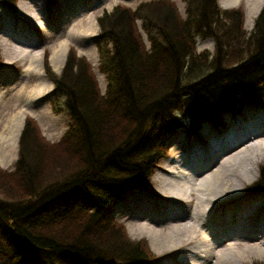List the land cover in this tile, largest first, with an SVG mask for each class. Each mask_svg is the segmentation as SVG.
Masks as SVG:
<instances>
[{
  "label": "trees",
  "instance_id": "obj_1",
  "mask_svg": "<svg viewBox=\"0 0 264 264\" xmlns=\"http://www.w3.org/2000/svg\"><path fill=\"white\" fill-rule=\"evenodd\" d=\"M182 2L184 18L169 0L134 10L116 6L98 18L94 44L103 95L90 65L73 49L60 75L45 65L54 107H60L53 110L71 122L58 142L49 143L27 118L14 171L0 168V189L8 197L0 199V264L144 261L146 245L130 241L103 216L105 209L121 192L147 187L165 153L162 139L180 127L176 112L190 116L193 130L257 102L254 90L264 82V5L247 33L238 10H221L216 0ZM200 38L213 40L212 54L196 52ZM249 189L264 192V170Z\"/></svg>",
  "mask_w": 264,
  "mask_h": 264
},
{
  "label": "rangeland",
  "instance_id": "obj_2",
  "mask_svg": "<svg viewBox=\"0 0 264 264\" xmlns=\"http://www.w3.org/2000/svg\"><path fill=\"white\" fill-rule=\"evenodd\" d=\"M140 1L143 0H60V2H62V6L65 12V18L68 23H63V19H61V25L63 28L68 25L69 31H67L68 29H64L62 31H57L56 33L54 32V30H50L48 34L51 35L53 33V35L46 39H43L41 37L39 38L34 33L30 32L27 28V24H31V22L43 23V0H13L12 4L9 5L7 3H4L3 1H0V58L2 62L7 64L12 63V65L14 66V68L12 66L9 69L0 70V137L4 136V144L6 147L10 145V149L9 147L7 148L8 155H4V153L0 149V163L2 164V167L0 166V168L7 172H13L14 166L18 160V146L17 150L14 149V138H12V141L9 140V134H12V136L15 137L14 130L13 132H10L12 129L9 127V120H11L14 115L19 116V122L21 119L19 134L21 133L25 120L27 118H32L37 122L42 136L51 143L58 142V140L69 127L71 121L65 114V112L60 111L57 113L53 110V108L55 109V107L57 109L60 108L57 105H55L54 107L56 101L55 96H53L54 94L50 95L49 97H45L44 100H40L41 97L45 96L49 92H46V90H51L54 87L53 82L46 76V64L49 65V70L52 73H55V75H60L65 65L68 50L74 47L79 57H85L88 60L93 69V72L96 75L100 93L102 95L105 93V77L99 71V55L92 43V37L96 36L100 31L97 20L99 17H101L103 12H110L117 4H124L134 8ZM172 1L176 4L181 17L184 18L185 5L182 0ZM217 1L221 9L238 10L242 12L243 29L247 33L252 31L254 21L256 20V17L258 16V13L263 6H261L257 13L256 11L255 13L253 11L252 15H250V3L248 0H235L232 6L228 8L223 7V5L226 4L227 0ZM85 6L87 8L92 7L90 8L92 12L90 18H86L85 13L82 12L83 10H85ZM58 13L59 12H57V14ZM16 21L17 27L16 29H12V22L15 23ZM137 25L139 27L140 23L137 22ZM5 27H7L5 30L7 31L8 29L11 31V33H4L3 30ZM140 32L142 33L143 39L145 41V46L146 48H148L149 45L146 41V35L142 31ZM45 41H49V44L46 46L48 47V53L44 57L45 52L43 54V52L40 51V44ZM61 41L66 44V53L64 55V59L61 62H59V60L57 63H53L50 58L52 56L54 48ZM196 41V52H202L206 50L211 54L213 53L214 44L212 39L200 38L199 40L196 39ZM15 45H17L19 49L24 50L15 49ZM35 54L38 55V62H34L33 60H31L32 56ZM47 59L48 61L46 62ZM21 84L23 86L22 90H25L24 94H26V91L30 86H33L37 92L35 96L36 99L32 100L30 104L28 103L27 106H24L23 102L18 101V89L20 88ZM261 90L262 91L259 92V101L261 103L256 106L248 105L245 110L246 118L243 117L242 119H239V123L237 125H244L249 127H255L256 125L257 127L255 128L260 127V129L258 130H262L264 134V100H261V97L264 96V83H262L261 85ZM23 97L24 96H21V99ZM176 115L178 121L180 122V127L176 130H173L172 132L167 133L162 142V144L165 145L167 153L159 159L157 168H155L152 171V175H150V192L146 194L145 192L136 191L132 195L125 196L123 199L124 201H117V203L112 205L111 212L105 211L103 215L106 219H112L117 224L122 225L124 227V232L128 239H130V241L142 242L143 244L147 245L149 251L153 255H156V257L160 258L166 256V254H163V256L160 255V253L164 251V247H160V242H153V240L147 235V233H149V231H157L164 234H174L172 233V231L174 230V223H171L168 218V215L174 212L171 209L162 208L161 203L159 205V199H157V197L168 198L164 197L168 194L161 192V190H159L158 188L160 185H162L161 174H165L166 171L173 168V166H175L174 163L176 158L182 155L185 156V158H188L187 160L184 159L187 162L188 166L196 163L195 155L192 154L193 150H191L190 148L198 144L196 143L194 133L190 132L192 130L190 119L188 118V115H186V113L183 111L176 112ZM252 118H254L253 121ZM225 121L228 122L229 126L233 124L228 115L225 116ZM199 126L201 128L199 129L203 133L202 138L204 140L206 139L211 141L213 139L215 143H218V141L219 144L223 143L221 141L223 139L217 138L216 132L213 130V127L208 124V122L200 123ZM189 132L192 135V137H190L191 143H188L187 141V138L189 137L188 135L190 134ZM224 134L227 135V133ZM232 139L233 135L230 134V140ZM257 141L258 138H255L254 143H252L251 145H255ZM198 154H200L199 150H197V156L199 159H201ZM191 156L194 157L190 159ZM258 157H260V159H257L256 161L251 160L247 164L248 167L251 168V173H248V169H244L245 172L242 171L240 174L230 178L233 185L235 186L231 189L226 190L232 193L228 194V196L225 195V197L222 196V200L226 198L229 199L227 200V202L233 200L235 203V201L239 199L247 200L251 197H259V205L261 207L259 219L262 221L259 220L257 228L251 231L253 232V234H255V232H258L259 235L257 236L256 240H253V242H251L252 236L240 239L239 244H244L246 246L255 244L259 247H262L261 244L264 243L262 235V232L264 230V194H250L252 196L246 198L243 197L249 192V186L260 177L262 171L264 170V155H259ZM0 199L8 200V197L1 189ZM188 200L191 199H185L180 209L175 208L174 211L179 212L180 216L184 218H186V216L189 217L187 221H189L191 224H199L201 220H199L198 222L196 221V217L194 216V213L192 211V204L186 203ZM209 200L215 203L222 202V200L220 201L219 197H217L216 199L211 196L209 197ZM145 202H148V207L143 206V203ZM153 205H155V207H152ZM213 206L214 204L211 207V212ZM240 208L246 209V207L243 205L240 206ZM155 210L158 214L155 212ZM191 218L193 219V221L190 220ZM237 218V215H235L233 219L234 222H232L230 226H225L226 229L235 230V227H237L238 224ZM206 227L209 228L210 231L217 230L214 225H211V222L208 223ZM194 232H196L197 234L200 231L198 229H195L192 233L194 234ZM184 240H186V238L182 241L179 240L175 242L172 246H175L183 242ZM220 240L222 242L224 239L221 237L219 238V242ZM227 246L229 245L223 243V245H221L217 249H227ZM148 258H150V256L147 255V259ZM167 258V260H170L171 263L165 261L166 264H175V262H178L179 260V255H168ZM108 264L116 263L110 262ZM150 264L159 263L154 261ZM240 264H264V259L254 254L252 258L248 259L247 261H242Z\"/></svg>",
  "mask_w": 264,
  "mask_h": 264
},
{
  "label": "bare ground",
  "instance_id": "obj_3",
  "mask_svg": "<svg viewBox=\"0 0 264 264\" xmlns=\"http://www.w3.org/2000/svg\"><path fill=\"white\" fill-rule=\"evenodd\" d=\"M248 1L250 3V15H252L253 11L257 13L264 2V0ZM234 2L235 0H227L223 7H231ZM11 28L13 29V26H11ZM6 33H11V31L7 30ZM65 45L63 41L56 45L50 58L53 63H57L59 60V62H61L64 59L66 53ZM14 48L19 49L17 45H15ZM31 60L38 62V55H33ZM22 88L23 86L21 84L18 89V101L23 102V105L27 106L28 103L30 104L32 100L36 99L35 96L37 92L33 86H30L26 94H24L25 90H22ZM47 91L50 90L48 89L46 92ZM21 96L24 97L21 99ZM18 118V115H14L13 118L9 120V127L12 129L10 132L14 130L15 133V137L9 134V140L12 141V138H14V149L16 150L18 145V134L21 127V119L19 122ZM253 119L254 118H252V121ZM221 120L225 121V116L221 117ZM255 127L257 126L255 125ZM255 127L235 125V128H232V140H230V135L228 134L221 140L223 142L222 144H219V141L218 143L213 141L211 146L208 144L206 150L198 154L201 159L198 158L197 151H194L193 153H196V163L193 165L188 166L185 161L188 158L182 155L176 158L173 168L168 171L161 170L167 173L161 174L162 185L158 188L161 192L170 196H164L168 198L157 197V199H159V205L161 203L162 208L171 209L174 212L168 215L170 222L174 223V230L172 231L174 234H164L157 231H149V233H147L153 242H160V247H164V251L161 252L160 255L163 256V254H166V256L158 259L156 261L157 263L166 264L165 261H168L167 256L173 254L179 255V260L175 262V264H240L242 261H247L252 258L254 254L264 259V243L261 244L262 247L255 244L250 246L239 244L240 239L252 236L251 242H253L259 235L258 232H255V234L251 232L257 228L260 220L261 207L259 205V197H251L247 200L242 199L235 203H233V200L227 202L229 199L226 198L222 200V196L225 197V195L228 196V194L232 193L226 190L235 186L230 178L240 174L242 171L245 172L244 169H248V173H251V168L247 165L248 162L251 160L256 161L260 159V157H258L259 155H264V134L262 130H258L260 127ZM255 138H258L257 143L251 145L254 143ZM4 141V136H1L0 149L5 155L8 153L7 148L9 147L10 149V145L6 147ZM1 165L0 163V166ZM211 196L216 199L219 197L222 202H211V198L209 200ZM185 199H191L186 203L192 204V211L196 217V221L198 222L201 220L199 224H191L187 221L189 217L186 216V218H184L180 216L179 212L174 211L175 208L180 209ZM143 204V206H149L148 202ZM213 204L214 206L211 212ZM242 205L245 206L246 209H241L240 206ZM152 207H155V205ZM235 215L238 217L236 229H226L225 226H230V224L234 222L233 219ZM190 220L193 221L192 218ZM210 222L217 230L210 231V229L206 227ZM195 229L200 231L197 233L198 235L196 232H194V234L192 233ZM262 235L264 239V230ZM221 237L224 240L222 242L220 240L219 242V238ZM185 238L186 240L183 242L172 246L175 242L179 240L182 241ZM223 243L229 245L227 249H217L223 245ZM168 262L171 263L170 260Z\"/></svg>",
  "mask_w": 264,
  "mask_h": 264
}]
</instances>
